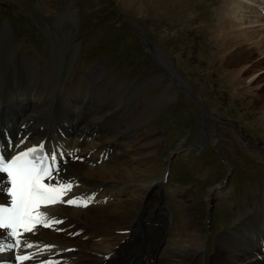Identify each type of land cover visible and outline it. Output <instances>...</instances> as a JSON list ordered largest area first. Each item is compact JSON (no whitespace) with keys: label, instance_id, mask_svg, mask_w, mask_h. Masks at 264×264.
Here are the masks:
<instances>
[{"label":"rangeland","instance_id":"obj_1","mask_svg":"<svg viewBox=\"0 0 264 264\" xmlns=\"http://www.w3.org/2000/svg\"><path fill=\"white\" fill-rule=\"evenodd\" d=\"M263 1L237 0L242 6L232 15L234 6H227V0H0V58L5 60L10 51L14 55L30 52L48 63L54 56L56 84L91 69L105 72L104 79L121 77L124 81L95 80L86 88L88 99L115 105L118 86L125 82L127 92L130 84L138 86L136 82L158 66L147 41L155 51L163 50L191 91L181 88L177 95L161 98L164 91L158 92V88L171 77L167 75L156 84L148 80L137 90L147 102L144 104H156L144 118V132L162 136L154 167L167 169L171 163L165 184L170 189L172 222L187 220L179 194L185 191L195 232L213 249L216 235L235 226L254 206L251 198L264 194V153L253 148H260L259 144L244 139L247 135L264 143L263 83L251 81L264 77V63L252 76L247 74L238 81L236 71L241 65L231 64L235 56L230 53L241 44L226 46L223 40L226 30L252 39L251 45L262 40L259 52L264 58ZM75 10L77 14L71 12ZM100 62H105V67ZM1 66L0 83L13 78L8 67ZM16 103L17 99L3 102V114ZM29 112L26 108L12 120L21 121ZM54 119L55 115L46 131L55 132L58 124H53ZM69 130H74V125ZM216 132L218 150L212 146ZM203 138L202 146L194 149ZM219 152L234 169L230 187L225 186L224 192L237 195L228 198L224 193L209 202V189L229 173Z\"/></svg>","mask_w":264,"mask_h":264},{"label":"bare ground","instance_id":"obj_2","mask_svg":"<svg viewBox=\"0 0 264 264\" xmlns=\"http://www.w3.org/2000/svg\"><path fill=\"white\" fill-rule=\"evenodd\" d=\"M226 4L234 6L229 13L234 15L242 3L227 0ZM71 12L77 14L76 10ZM225 33L223 40L226 46L241 44L230 53V56H235L230 60L231 64L241 65L236 71L238 81L262 68L264 58L259 52L262 40L251 45L250 38L230 35L228 30ZM147 42L158 66L136 82L138 86L130 84L128 90L131 93L123 88L125 82L118 86L115 105L88 99L86 88L95 80L124 81L121 77L117 79L110 75L104 79L105 72L91 69L56 84L52 68L54 56L48 63L30 52L14 55L10 51L5 60L0 58V68L1 65L8 67L7 73L13 75V78L8 81L2 79L4 81L0 83V93L3 94H0V129L7 124H15L9 130L17 135L21 125L26 123L24 132H32L29 140L37 142L45 137L52 141L64 140L70 148H80L90 154L92 164L97 162L102 151L110 152L109 158L101 164L76 163L68 167L67 176L82 182L75 190L84 191V196H91L93 190L98 191L96 201L88 207L54 206L50 216L63 219V222L54 229L38 228L29 233L30 242H37L39 246L49 245L51 248L45 253L61 258V263L65 264H264V231L259 232L264 229V194L254 199V206L235 226L227 227L216 235L213 249L195 232L194 222L190 219L192 209L185 191L179 194L180 207L187 220L181 224L172 222L168 200L170 189L165 184L168 168H157L153 164L161 148L162 136L144 132V118L147 112L155 110L156 104H144L147 102L137 90L148 80L160 83L167 75L171 81L158 88V92L164 91L161 98L175 96L181 88L188 91L190 86L181 81L178 69L166 53L161 49L155 51ZM244 42H248L246 47ZM100 63L105 67V62ZM254 79L252 83H263L264 92V77L260 75ZM15 99V108L3 114V102L12 103ZM26 108L30 109L29 117L14 122L12 118ZM54 115L53 124L58 125L55 132H48L46 129ZM229 124L234 126L233 121ZM73 125L74 130H69ZM61 129L66 132V137L59 133ZM244 139L264 146L261 141L247 135ZM112 142L118 143L113 155L109 147ZM224 184L222 181L209 189V202L226 193ZM76 196L81 198L78 193ZM5 197L0 192V199ZM126 229L131 231L120 233Z\"/></svg>","mask_w":264,"mask_h":264},{"label":"snow or ice","instance_id":"obj_3","mask_svg":"<svg viewBox=\"0 0 264 264\" xmlns=\"http://www.w3.org/2000/svg\"><path fill=\"white\" fill-rule=\"evenodd\" d=\"M42 152L44 148L40 146L29 148L11 158L0 154V177H3L0 179V192L7 195L10 202V206L0 204V253L14 252L21 245L20 229L31 233L37 225L50 227L53 223H60L46 212L39 211L42 206L47 208L57 203H68L87 207L90 203L89 199H63L72 190L71 183H45L46 179H54L53 173L58 172V168L53 166L56 155H41ZM49 155L52 164L48 163ZM5 238L8 242H5ZM24 247L32 248L33 244L24 241ZM15 259L19 264H25L34 257L22 254ZM46 264H52V261Z\"/></svg>","mask_w":264,"mask_h":264},{"label":"water","instance_id":"obj_4","mask_svg":"<svg viewBox=\"0 0 264 264\" xmlns=\"http://www.w3.org/2000/svg\"><path fill=\"white\" fill-rule=\"evenodd\" d=\"M147 44H148V42H147ZM152 51V50H151ZM153 51H154V49H153ZM154 57H155V55H154Z\"/></svg>","mask_w":264,"mask_h":264}]
</instances>
